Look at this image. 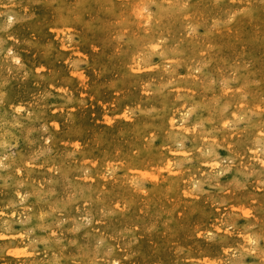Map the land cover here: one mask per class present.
I'll return each instance as SVG.
<instances>
[{"label":"rangeland","instance_id":"obj_1","mask_svg":"<svg viewBox=\"0 0 264 264\" xmlns=\"http://www.w3.org/2000/svg\"><path fill=\"white\" fill-rule=\"evenodd\" d=\"M263 58L264 0H0V264H264Z\"/></svg>","mask_w":264,"mask_h":264},{"label":"bare ground","instance_id":"obj_2","mask_svg":"<svg viewBox=\"0 0 264 264\" xmlns=\"http://www.w3.org/2000/svg\"><path fill=\"white\" fill-rule=\"evenodd\" d=\"M198 1V0H197ZM120 10H118V12H119ZM121 12V11H120ZM120 12H119V14H120ZM123 13V12H122ZM122 13H121V15H122ZM169 15V14H168ZM166 17V16H165ZM170 17V16H169ZM162 18V17H161ZM170 19H171V17H170ZM175 19V18H174ZM177 19V18H176ZM162 20V19H161ZM100 21L102 22V20L100 19ZM173 21V20H172ZM166 22V21H165ZM160 23V22H159ZM169 23V22H168ZM174 23V22H173ZM165 24V23H164ZM180 24V23H179ZM170 25V24H169ZM108 26V25H107ZM256 26V25H255ZM104 27H106V26H104ZM183 28V27H182ZM103 29V28H102ZM262 29V28H261ZM137 30V29H136ZM109 31V30H108ZM112 31V30H111ZM130 31V30H129ZM130 32H132V31H130ZM134 32V31H133ZM263 32V31H262ZM148 33V32H147ZM173 33V32H172ZM135 34H136V32H135ZM134 34V35H135ZM217 35V34H216ZM222 36V35H221ZM232 36V35H231ZM132 37H134V36H132ZM247 37V36H246ZM255 37V36H254ZM262 37V36H261ZM107 38V37H106ZM106 38H105V42L107 41L106 40ZM135 38V37H134ZM210 38H212V37H210ZM253 37H251V39H252ZM104 39V38H103ZM108 39V38H107ZM113 39V38H112ZM213 39H214V37H213ZM238 39V38H237ZM250 39V38H249ZM248 39V40H249ZM110 40V39H109ZM137 40H138V38H137ZM208 40V39H207ZM211 40V39H210ZM245 40H246V38H245ZM176 41H178V40H176ZM181 41H183V40H181ZM209 41V40H208ZM226 41V40H225ZM229 41V40H228ZM230 41H232V40H230ZM229 41V42H230ZM244 41V40H243ZM250 41H252V40H249V42ZM115 42V41H114ZM113 42V43H114ZM137 42V41H136ZM135 42V43H136ZM140 42V41H139ZM221 42H222V40H221ZM234 42H235V40H234ZM188 43V42H187ZM207 43V42H206ZM216 44V42H213L212 44ZM224 43V42H223ZM231 43V42H230ZM229 43V44H230ZM251 43H255V42H251ZM195 44V43H194ZM250 44V43H249ZM258 44V43H257ZM103 45V44H102ZM232 45V44H231ZM252 45V44H251ZM113 46V45H112ZM137 46H140V45H137ZM200 46V45H199ZM211 46V45H210ZM258 46V45H257ZM126 47V46H125ZM222 47V46H221ZM113 48V47H112ZM121 48V47H120ZM123 48V47H122ZM127 48V47H126ZM193 48V47H192ZM203 48V47H202ZM209 48V47H208ZM212 48V47H211ZM220 48V47H219ZM127 49H129V48H127ZM137 49V48H136ZM91 50H92V48H91ZM134 50V49H133ZM117 51H118V49H117ZM122 51H124L123 49H122ZM132 51V50H131ZM136 51V50H135ZM191 52H192V50H190ZM202 51H203V49H202ZM205 51V50H204ZM190 52V53H191ZM242 52V51H241ZM240 52V53H241ZM119 53V52H118ZM118 53H117V55H118ZM198 53V52H197ZM213 53V52H212ZM239 53V54H240ZM109 54V53H108ZM120 54V53H119ZM125 54V53H124ZM199 54V53H198ZM253 54V53H252ZM116 55V54H115ZM121 55V54H120ZM136 55V54H135ZM187 55V54H186ZM236 55V54H235ZM235 55H233V56H235ZM250 55V54H249ZM119 56V55H118ZM131 56H133V55H131ZM253 56V55H252ZM114 57V56H113ZM135 58H136V56H134ZM226 57V56H225ZM224 57V58H225ZM258 57V56H257ZM256 57V58H257ZM120 58V57H119ZM123 58V57H122ZM130 58H132V57H130ZM218 58V57H217ZM222 58V57H221ZM255 58V57H254ZM107 59V58H106ZM112 59H114V58H112ZM133 59V58H132ZM223 59V58H222ZM233 59V58H232ZM235 59V58H234ZM252 59V58H251ZM264 59V58H263ZM98 60V59H97ZM101 60V59H100ZM134 60V59H133ZM136 60V59H135ZM134 60V61H135ZM219 60V59H218ZM102 61V60H101ZM224 61V60H223ZM98 62V61H97ZM127 62V61H126ZM129 62V61H128ZM251 62V61H250ZM135 63V62H134ZM137 63V62H136ZM100 64V63H99ZM112 64V63H111ZM218 64V63H217ZM252 64V63H251ZM251 64H250V66H251ZM40 65V64H39ZM119 65V64H118ZM127 65V64H126ZM264 65V64H263ZM113 66V65H112ZM134 66V65H133ZM135 66H137V65H135ZM192 66V65H191ZM190 66V67H191ZM240 66V65H239ZM107 67V66H106ZM120 67V66H119ZM128 67V66H127ZM189 67V68H190ZM237 67H238V65H237ZM135 68V67H134ZM239 68V67H238ZM240 68H242V67H240ZM113 69V68H112ZM116 69V68H115ZM118 69V68H117ZM48 70V69H47ZM129 70V69H128ZM164 70V69H163ZM244 70V69H243ZM246 70V69H245ZM254 70V69H253ZM68 71V70H67ZM118 71H120V70H118ZM126 71V70H125ZM137 71V70H136ZM247 71V70H246ZM132 72V71H131ZM257 72V71H256ZM261 72V71H260ZM118 73V72H117ZM244 74H245V72H244ZM248 74V73H247ZM254 74V73H253ZM122 76V75H121ZM120 76V77H121ZM160 76V75H159ZM116 77H117V74H116ZM123 77V76H122ZM150 77V76H149ZM154 77V76H153ZM76 79V78H75ZM133 79H135V77L133 78ZM128 80V79H127ZM125 81V80H124ZM128 82V81H127ZM136 82H137V80H136ZM135 82V83H136ZM142 83V82H141ZM137 84V83H136ZM122 85V84H121ZM141 88V87H140ZM139 88V89H140ZM141 90V89H140ZM129 91V90H128ZM142 91V90H141ZM130 92H131V90H130ZM134 92H136V91H134ZM143 92V91H142ZM141 92V93H142ZM132 93V92H131ZM136 94V93H135ZM126 95V94H125ZM127 96V95H126ZM134 96V95H133ZM123 98H124V96H122ZM121 115V114H120ZM98 120V119H97ZM123 121V120H122ZM167 121V120H166ZM136 122V121H135ZM121 123V122H120ZM127 123V122H126ZM97 126V125H96ZM163 126V125H162ZM94 127V126H93ZM117 127V126H116ZM120 127V126H119ZM133 127V126H132ZM96 128V127H95ZM99 128V127H98ZM127 128V127H126ZM163 128H164V126H163ZM83 129H85V128H83ZM134 129V128H133ZM131 130V129H130ZM95 131V130H94ZM119 131V130H118ZM128 131V130H127ZM133 131V130H132ZM98 132V131H97ZM100 132V131H99ZM123 132V131H122ZM140 132V131H139ZM164 132V131H163ZM126 133V132H125ZM124 136V135H123ZM226 136V135H225ZM110 137V136H109ZM129 137H131V136H129ZM113 138V137H112ZM110 139V138H109ZM133 139V138H132ZM132 139H130V140H132ZM137 139V138H136ZM140 140V139H139ZM109 141V140H108ZM124 141V140H123ZM110 143H111V141H109ZM128 142H129V140H128ZM113 143V142H112ZM116 143V142H115ZM137 143V142H136ZM90 144V143H89ZM95 145V144H94ZM109 145V144H108ZM96 146V145H95ZM99 146V145H98ZM239 146V145H238ZM92 147V146H91ZM111 147H112V145H111ZM126 148H127V146H125ZM144 147V146H143ZM93 148V147H92ZM129 148V147H128ZM95 149V148H94ZM100 149V148H99ZM87 150H89V149H87ZM96 150H97V147H96ZM126 150V149H125ZM128 151V150H127ZM126 151V152H127ZM242 151V150H241ZM249 152H250V150H248ZM255 151V150H254ZM133 152V151H132ZM243 152V151H242ZM252 153H253V151H252ZM240 154V153H239ZM128 155V154H127ZM256 155V154H255ZM94 157V156H93ZM99 157V156H98ZM242 157V156H241ZM91 158V157H90ZM253 158V157H252ZM249 159V158H248ZM123 160V159H122ZM243 160V159H242ZM245 160V159H244ZM252 160H254V159H252ZM260 160V159H259ZM258 160V161H259ZM94 161V160H93ZM257 161V160H256ZM257 161V162H258ZM163 162H165V161H163ZM243 161H241V163H242ZM153 163V162H152ZM254 163V162H253ZM246 164V163H245ZM244 165V164H243ZM127 167H129V166H127ZM248 168V167H247ZM252 168V167H251ZM99 169V168H98ZM245 169V168H244ZM130 171V170H129ZM129 173V172H128ZM182 175V174H181ZM181 180V179H180ZM111 181V180H110ZM112 182V181H111ZM110 182V183H111ZM121 182H123V181H121ZM180 183V182H179ZM182 183V182H181ZM184 183V182H183ZM114 185V184H113ZM124 185V184H123ZM179 186V185H178ZM182 187H183V185H182ZM116 188V187H115ZM124 188V187H123ZM176 188V187H175ZM106 189V188H105ZM116 189H118V188H116ZM115 189V190H116ZM128 189V188H127ZM178 189V188H177ZM130 190V189H129ZM119 191V190H118ZM122 191V190H121ZM121 191H120V193H121ZM129 193V192H128ZM117 194H118V192H117ZM122 195V194H121ZM123 196H125V195H123ZM137 196V195H136ZM184 196V195H183ZM115 197H117V196H115ZM127 197V196H126ZM254 197V196H253ZM257 198V197H256ZM109 199V198H108ZM116 199V198H115ZM118 199V198H117ZM178 199V198H177ZM260 199V198H259ZM121 201V200H120ZM137 201H139V200H137ZM259 201V200H258ZM94 202V201H93ZM105 202H107V201H105ZM115 202V201H114ZM108 203H109V201H108ZM124 203V202H123ZM256 203V202H255ZM264 203V202H263ZM258 204V203H257ZM111 205V204H110ZM114 205H115V203H114ZM262 205V204H261ZM97 207H98V205H96ZM137 206V205H136ZM95 207V206H94ZM96 207V208H97ZM263 207V206H262ZM262 207H260L261 209H262ZM91 208V207H90ZM67 210H70V209H67ZM91 210V209H90ZM96 210V209H95ZM131 210V209H130ZM136 211V210H135ZM134 211V212H135ZM66 212V211H65ZM196 212V211H195ZM96 213V212H95ZM260 213V212H259ZM262 213V212H261ZM98 214V213H97ZM192 214V213H191ZM140 215V214H139ZM135 216V215H134ZM142 216V215H141ZM264 216V215H263ZM131 217V216H130ZM195 217V216H194ZM261 217V216H260ZM104 218V217H103ZM132 218H133V216H132ZM135 218V217H134ZM262 218V217H261ZM99 219V218H98ZM126 219V218H125ZM99 221V220H98ZM127 221H129V219L127 220ZM105 224V223H104ZM106 226V225H105ZM110 225H108V227H109ZM100 227V226H99ZM112 228H113V225L111 226ZM109 231H113V230H109ZM185 233V232H184ZM186 234V233H185ZM139 236V235H138ZM180 236V235H179ZM194 237V236H193ZM192 237V238H193ZM91 238V237H90ZM79 240V239H78ZM81 240V239H80ZM85 240V239H84ZM89 240V239H88ZM186 240V239H185ZM82 241H83V239H82ZM184 241V240H183ZM84 242V241H83ZM191 242V241H190ZM87 243V242H86ZM92 244V243H91ZM191 244V243H190ZM89 246H91V245H89ZM142 246V245H141ZM93 247H94V245H93ZM207 247V246H206ZM208 248V247H207ZM210 250V249H209ZM207 252H209V251H207ZM114 255V254H113ZM104 256V255H103ZM102 256V257H103ZM106 257V256H105ZM116 257V256H115ZM114 257V258H115ZM99 258V257H98ZM101 258V257H100ZM84 259V258H83ZM103 259V258H102ZM118 259V258H117ZM109 260V259H108ZM88 261V260H87ZM112 261V260H111ZM83 263H84V261H82ZM113 262V261H112ZM165 262V261H164Z\"/></svg>","mask_w":264,"mask_h":264},{"label":"snow or ice","instance_id":"obj_3","mask_svg":"<svg viewBox=\"0 0 264 264\" xmlns=\"http://www.w3.org/2000/svg\"><path fill=\"white\" fill-rule=\"evenodd\" d=\"M11 20H12V18L9 17V23H11ZM154 47H155V46H154ZM15 62H16L17 64L20 63L19 60H16ZM74 75H75V73H74ZM16 111L19 112V111H21V109L17 108ZM228 126H229L228 122H225V127H228ZM261 135L264 136V133H261ZM260 163H261L262 165H264V160H261ZM153 179H155V177H153ZM185 195H187V193H186ZM21 199H23V197H21ZM244 215H245V216H249V215H251V213L245 211V212H244ZM208 235H209V237H211V236H212V233H209ZM245 239H247L248 242H249L250 244H254V243H255V241H253L250 237H245Z\"/></svg>","mask_w":264,"mask_h":264}]
</instances>
